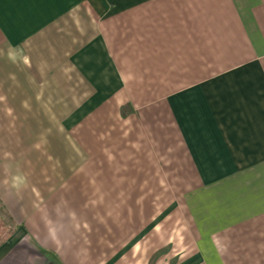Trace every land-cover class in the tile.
I'll use <instances>...</instances> for the list:
<instances>
[{
	"label": "crops",
	"instance_id": "obj_1",
	"mask_svg": "<svg viewBox=\"0 0 264 264\" xmlns=\"http://www.w3.org/2000/svg\"><path fill=\"white\" fill-rule=\"evenodd\" d=\"M0 203V264H264V0H0Z\"/></svg>",
	"mask_w": 264,
	"mask_h": 264
},
{
	"label": "trees",
	"instance_id": "obj_2",
	"mask_svg": "<svg viewBox=\"0 0 264 264\" xmlns=\"http://www.w3.org/2000/svg\"><path fill=\"white\" fill-rule=\"evenodd\" d=\"M125 111V108L122 109V112ZM2 205L0 203V224L3 226V224L6 226L8 225V221L10 220L9 215L6 213L4 209H2Z\"/></svg>",
	"mask_w": 264,
	"mask_h": 264
}]
</instances>
